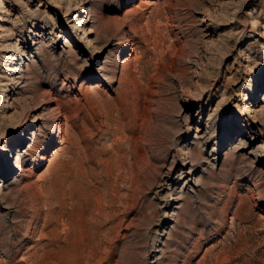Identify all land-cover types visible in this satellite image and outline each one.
Segmentation results:
<instances>
[{
	"label": "rangeland",
	"instance_id": "rangeland-1",
	"mask_svg": "<svg viewBox=\"0 0 264 264\" xmlns=\"http://www.w3.org/2000/svg\"><path fill=\"white\" fill-rule=\"evenodd\" d=\"M0 264H264V0H0Z\"/></svg>",
	"mask_w": 264,
	"mask_h": 264
}]
</instances>
